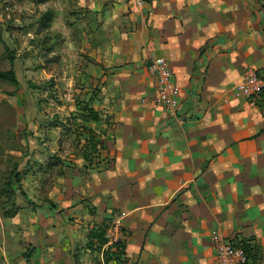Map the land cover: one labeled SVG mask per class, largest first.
<instances>
[{"label": "rangeland", "instance_id": "1", "mask_svg": "<svg viewBox=\"0 0 264 264\" xmlns=\"http://www.w3.org/2000/svg\"><path fill=\"white\" fill-rule=\"evenodd\" d=\"M142 13L128 0H0V72L18 81L0 79V264H130L133 205L185 182L162 177V147L148 153L167 137ZM155 206L152 219L168 212Z\"/></svg>", "mask_w": 264, "mask_h": 264}, {"label": "crops", "instance_id": "2", "mask_svg": "<svg viewBox=\"0 0 264 264\" xmlns=\"http://www.w3.org/2000/svg\"><path fill=\"white\" fill-rule=\"evenodd\" d=\"M90 1L106 8L122 2ZM142 12L152 55L174 70L185 118L178 123L156 111L167 139L149 140L148 153L162 147V177L185 182L164 188L166 200L152 199L154 188L140 196L147 204L133 205L127 258L216 264L211 234L220 229L257 254L249 264H264V90L253 98L237 91L248 71L264 76V0H147ZM150 201L168 212L152 219Z\"/></svg>", "mask_w": 264, "mask_h": 264}, {"label": "built area", "instance_id": "3", "mask_svg": "<svg viewBox=\"0 0 264 264\" xmlns=\"http://www.w3.org/2000/svg\"><path fill=\"white\" fill-rule=\"evenodd\" d=\"M133 9L142 11L147 0H128ZM150 73L156 82V89L151 99L156 111L167 112L178 123H184L181 89L174 79V70L169 60L159 57L153 60ZM264 90V76L251 70L237 86L238 93L245 98L258 96ZM212 248L216 264H249L250 258L242 243L226 236L220 229L211 234Z\"/></svg>", "mask_w": 264, "mask_h": 264}, {"label": "trees", "instance_id": "4", "mask_svg": "<svg viewBox=\"0 0 264 264\" xmlns=\"http://www.w3.org/2000/svg\"><path fill=\"white\" fill-rule=\"evenodd\" d=\"M47 0H37V3H42V2H46ZM52 18V14L51 12L47 11L43 14L42 19L43 21H47L49 22ZM2 39V37L0 36V40ZM0 79L3 80H7L10 82H13L15 84H18V81L13 73V71H6V72H0ZM95 146L100 145L101 141H96L94 142ZM89 145H92L91 142H89ZM56 164H50V166H55ZM8 194V189H3V193ZM57 208V205L51 204V208ZM55 210V209H54ZM56 211H60L62 213V211H64L63 209H61L60 207L56 209ZM122 242L120 240H117V242L113 243L112 245L109 246L110 249H112L113 247H118V246H122ZM243 248L245 249V251L247 252L248 256L250 259H252L253 261H256V257L257 254L256 253H252V249L249 247L248 244L246 243H242Z\"/></svg>", "mask_w": 264, "mask_h": 264}]
</instances>
